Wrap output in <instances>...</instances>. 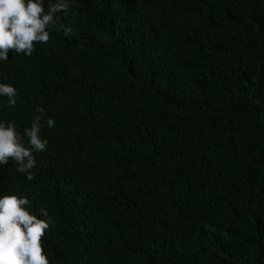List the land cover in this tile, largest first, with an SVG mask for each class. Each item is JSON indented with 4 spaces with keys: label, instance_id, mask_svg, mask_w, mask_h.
Returning a JSON list of instances; mask_svg holds the SVG:
<instances>
[{
    "label": "trees",
    "instance_id": "16d2710c",
    "mask_svg": "<svg viewBox=\"0 0 264 264\" xmlns=\"http://www.w3.org/2000/svg\"><path fill=\"white\" fill-rule=\"evenodd\" d=\"M67 3L0 60V123L48 141L0 198L51 218L49 264H264V0Z\"/></svg>",
    "mask_w": 264,
    "mask_h": 264
},
{
    "label": "clouds",
    "instance_id": "9594fccd",
    "mask_svg": "<svg viewBox=\"0 0 264 264\" xmlns=\"http://www.w3.org/2000/svg\"><path fill=\"white\" fill-rule=\"evenodd\" d=\"M69 5L67 0H56L50 3L48 12L41 0H0V60H8L9 51H15L31 56L34 45L47 43L49 33L46 27L55 23L57 13L67 15ZM65 37L71 35V28L61 25ZM0 95L9 98V104L14 106L16 89L7 84H0ZM40 117H36L30 129L25 130L29 137L30 147L21 143L15 127L0 123V165L7 164L9 158L19 165L18 171L26 173V179L33 180L30 171L36 167L34 152L46 150L47 140L39 136ZM48 127L55 121L49 118ZM30 204L27 198L16 195H4L0 198V264H49L43 254L42 237L52 223L37 218L25 207ZM44 217H48L46 209H40Z\"/></svg>",
    "mask_w": 264,
    "mask_h": 264
}]
</instances>
